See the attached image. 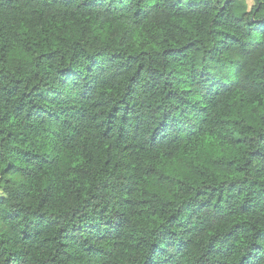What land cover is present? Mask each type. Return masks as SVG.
Returning <instances> with one entry per match:
<instances>
[{
    "label": "trees",
    "instance_id": "16d2710c",
    "mask_svg": "<svg viewBox=\"0 0 264 264\" xmlns=\"http://www.w3.org/2000/svg\"><path fill=\"white\" fill-rule=\"evenodd\" d=\"M0 0V264H264V0Z\"/></svg>",
    "mask_w": 264,
    "mask_h": 264
},
{
    "label": "rangeland",
    "instance_id": "374dc122",
    "mask_svg": "<svg viewBox=\"0 0 264 264\" xmlns=\"http://www.w3.org/2000/svg\"><path fill=\"white\" fill-rule=\"evenodd\" d=\"M247 1H248V3H249V4H251V3H252V1H251V0H247Z\"/></svg>",
    "mask_w": 264,
    "mask_h": 264
}]
</instances>
